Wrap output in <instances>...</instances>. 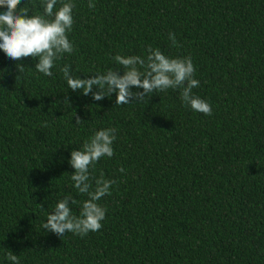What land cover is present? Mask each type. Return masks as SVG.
I'll use <instances>...</instances> for the list:
<instances>
[{
    "label": "trees",
    "instance_id": "trees-1",
    "mask_svg": "<svg viewBox=\"0 0 264 264\" xmlns=\"http://www.w3.org/2000/svg\"><path fill=\"white\" fill-rule=\"evenodd\" d=\"M92 2L72 0L74 50L51 77L35 58L0 50V264H12L9 252L20 264H264V0ZM18 7L43 12L39 0ZM149 46L191 57L193 93L211 116L180 89L95 101L60 71L89 78L120 68L117 54L146 58ZM101 128L116 129L113 156L90 168L93 187L101 174L116 181L98 201L102 228L58 237L42 228L58 200L71 196L79 216L88 199L70 178L71 150Z\"/></svg>",
    "mask_w": 264,
    "mask_h": 264
},
{
    "label": "clouds",
    "instance_id": "clouds-1",
    "mask_svg": "<svg viewBox=\"0 0 264 264\" xmlns=\"http://www.w3.org/2000/svg\"><path fill=\"white\" fill-rule=\"evenodd\" d=\"M58 0H39L42 14H30L29 8L18 7L21 0H0V50L13 61H22L32 57L38 62L35 68L38 72L51 77L55 61L64 53H72L73 44L67 33L74 23L72 10L75 7L72 0H60L61 6L56 8ZM89 8L95 4L89 0ZM169 39L175 44V34L169 33ZM114 60L121 66L109 69L106 73H94L89 78H76L65 65L60 69L68 88L81 91L83 95H91L95 101H101L106 96L116 94L115 104L126 105L131 102H141L153 93L168 89H180L181 100L193 111L212 115L211 105L193 89L199 87V81L194 78L195 68L191 57L172 58L166 56L160 49L148 48L146 58L141 56H122L117 54ZM18 72L24 71V65H16ZM123 74H120V69ZM94 88L96 90H94ZM142 89L133 91L132 89ZM65 100L69 103L67 97ZM79 116L76 123L80 122ZM116 139V129L101 128L94 132L88 141L79 149L71 150L68 163L75 170L71 180L73 186L88 199L81 202L79 216L73 215L70 205L76 201L71 196L59 199L54 209L47 215L42 228L63 237L66 232L81 237L89 232L102 228L106 210L98 203L105 195H110L114 180L105 179L103 174L95 178V187L91 183L90 168L102 157H112V144ZM124 171L123 168L120 169ZM12 264H20L19 258L12 252L7 254Z\"/></svg>",
    "mask_w": 264,
    "mask_h": 264
}]
</instances>
